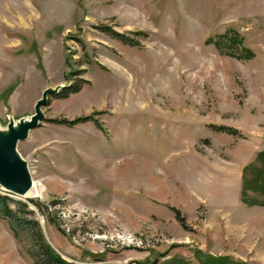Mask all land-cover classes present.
<instances>
[{
  "label": "rangeland",
  "instance_id": "obj_1",
  "mask_svg": "<svg viewBox=\"0 0 264 264\" xmlns=\"http://www.w3.org/2000/svg\"><path fill=\"white\" fill-rule=\"evenodd\" d=\"M228 30L253 59L207 44ZM61 85L0 264H36L19 218L74 264H264V0H0V127Z\"/></svg>",
  "mask_w": 264,
  "mask_h": 264
},
{
  "label": "water",
  "instance_id": "obj_2",
  "mask_svg": "<svg viewBox=\"0 0 264 264\" xmlns=\"http://www.w3.org/2000/svg\"><path fill=\"white\" fill-rule=\"evenodd\" d=\"M68 85L47 88L36 102L34 113L18 122H10L7 129L0 127V187L18 197H26L34 186L27 161L18 150L19 143L29 138L31 131L46 119L44 106L50 95L58 94Z\"/></svg>",
  "mask_w": 264,
  "mask_h": 264
},
{
  "label": "trees",
  "instance_id": "obj_3",
  "mask_svg": "<svg viewBox=\"0 0 264 264\" xmlns=\"http://www.w3.org/2000/svg\"><path fill=\"white\" fill-rule=\"evenodd\" d=\"M114 35L118 38H122V35L118 33H114ZM207 44H213L220 50L221 53L235 57L239 60L247 61L255 57L254 51L245 45L244 37L235 30H228L215 38H211L207 41ZM90 120H94V118L91 116H85L79 117L72 121L54 120L53 122L67 125H76L79 123L88 122ZM219 130L233 134L236 132L233 129L225 126L220 127ZM9 200V197L0 194V219H13L14 217L12 210L8 207L7 204ZM177 218L180 222H184V219L181 220L179 216H177ZM17 222L22 224L28 230L30 228V231L32 230L30 225H34L32 235L34 244L31 250V255L34 257L36 264H74L65 260L59 253L54 250V248L49 243H47L37 221L28 222L26 220H23L22 218H19Z\"/></svg>",
  "mask_w": 264,
  "mask_h": 264
},
{
  "label": "built area",
  "instance_id": "obj_4",
  "mask_svg": "<svg viewBox=\"0 0 264 264\" xmlns=\"http://www.w3.org/2000/svg\"><path fill=\"white\" fill-rule=\"evenodd\" d=\"M85 264H139L135 261H113V260H103L99 259L91 263H85Z\"/></svg>",
  "mask_w": 264,
  "mask_h": 264
},
{
  "label": "bare ground",
  "instance_id": "obj_5",
  "mask_svg": "<svg viewBox=\"0 0 264 264\" xmlns=\"http://www.w3.org/2000/svg\"><path fill=\"white\" fill-rule=\"evenodd\" d=\"M44 191V186L34 180V186L28 195L41 196Z\"/></svg>",
  "mask_w": 264,
  "mask_h": 264
}]
</instances>
